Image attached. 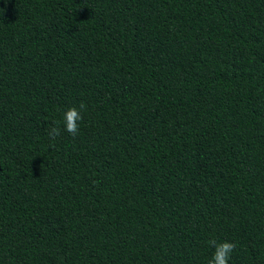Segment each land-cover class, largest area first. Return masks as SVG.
Segmentation results:
<instances>
[{"label":"trees","instance_id":"trees-1","mask_svg":"<svg viewBox=\"0 0 264 264\" xmlns=\"http://www.w3.org/2000/svg\"><path fill=\"white\" fill-rule=\"evenodd\" d=\"M209 240L264 264V0H0V264H208Z\"/></svg>","mask_w":264,"mask_h":264},{"label":"clouds","instance_id":"clouds-1","mask_svg":"<svg viewBox=\"0 0 264 264\" xmlns=\"http://www.w3.org/2000/svg\"><path fill=\"white\" fill-rule=\"evenodd\" d=\"M85 105L81 103L79 107H70L64 114L62 121H55L54 126L50 127L48 136L50 139H55L61 133V123L63 130L67 131L71 136L75 137L80 131V121H82V111ZM209 245L214 249L213 256L208 264H229L231 255L235 250V243L229 241L217 242L216 240H209Z\"/></svg>","mask_w":264,"mask_h":264}]
</instances>
